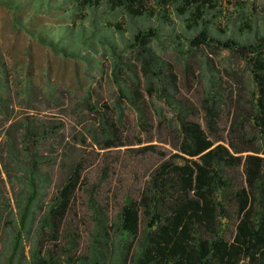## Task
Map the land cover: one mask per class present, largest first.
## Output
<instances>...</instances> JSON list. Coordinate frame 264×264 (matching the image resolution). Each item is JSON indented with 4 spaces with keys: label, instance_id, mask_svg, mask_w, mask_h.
Returning a JSON list of instances; mask_svg holds the SVG:
<instances>
[{
    "label": "rangeland",
    "instance_id": "obj_1",
    "mask_svg": "<svg viewBox=\"0 0 264 264\" xmlns=\"http://www.w3.org/2000/svg\"><path fill=\"white\" fill-rule=\"evenodd\" d=\"M235 1L222 0L210 11L211 33L221 40L259 39L264 34V0ZM79 5V0H0V264L10 258L14 264L29 261L57 183L79 160L86 165L87 183L76 201L77 214L72 215L80 229L76 250L82 258L76 264H119L122 236L111 218L127 191L141 186L161 151L170 149L140 133L135 125L138 102L128 98L134 97L132 83L146 95L145 89L156 82L143 71L138 48L132 46L139 29L157 30L150 48L166 73L170 67L178 73L179 95L186 101L198 103L203 87H211L225 68L237 71L244 81L248 78L244 60L228 51L212 54L190 48L187 38L197 29H188L185 16L172 4L164 10L152 1L154 14L140 16L106 1L84 9ZM186 67L192 69L189 80ZM147 99L155 119L172 117L159 94ZM105 102L121 119L119 132L129 144L101 148L105 135L87 104ZM27 128L38 140L28 149ZM149 144H155L157 152L147 150ZM93 185L109 217L107 226L98 225L89 209L86 188ZM32 193L36 196L25 221Z\"/></svg>",
    "mask_w": 264,
    "mask_h": 264
},
{
    "label": "trees",
    "instance_id": "obj_2",
    "mask_svg": "<svg viewBox=\"0 0 264 264\" xmlns=\"http://www.w3.org/2000/svg\"><path fill=\"white\" fill-rule=\"evenodd\" d=\"M103 1L132 16L153 15L152 1L164 10L172 4L185 16L186 27L197 29L187 38L189 47L212 54L225 50L244 60L251 84L225 68L211 87H203L198 103L186 101L179 95L178 73L172 67L166 73L150 48L159 36L157 30L136 32L132 46L138 48L143 71L156 82L145 89L146 95L138 84L131 85L134 97L128 98L138 102L139 111L135 125L170 149L161 151L141 186L127 191L111 218L122 236L119 264H264V34L253 42L214 37L207 16L222 0H79V6L84 9ZM184 70L189 80L192 69ZM120 91L127 97L123 88ZM155 94L172 109L170 119L152 116L147 96ZM87 108L105 135L101 148L131 142L119 132L121 119L108 103H88ZM32 132L25 131L27 149L38 143ZM138 140L143 142L142 137ZM145 148L157 152L155 144ZM85 170L84 160H79L57 183L25 264H76L82 258L76 250L80 229L72 215L77 214L76 201L87 183ZM94 188H86L89 209L98 225L107 226L109 217ZM35 196L29 197L25 221Z\"/></svg>",
    "mask_w": 264,
    "mask_h": 264
}]
</instances>
